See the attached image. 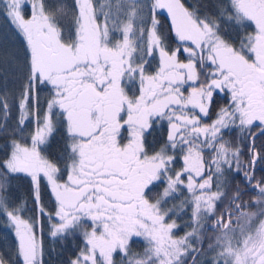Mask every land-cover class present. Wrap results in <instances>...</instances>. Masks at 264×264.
Listing matches in <instances>:
<instances>
[{
  "label": "snow or ice",
  "instance_id": "obj_1",
  "mask_svg": "<svg viewBox=\"0 0 264 264\" xmlns=\"http://www.w3.org/2000/svg\"><path fill=\"white\" fill-rule=\"evenodd\" d=\"M0 18L25 61L14 128L0 94V264H48L45 232L79 239L66 264H264V0H0Z\"/></svg>",
  "mask_w": 264,
  "mask_h": 264
},
{
  "label": "trees",
  "instance_id": "obj_2",
  "mask_svg": "<svg viewBox=\"0 0 264 264\" xmlns=\"http://www.w3.org/2000/svg\"><path fill=\"white\" fill-rule=\"evenodd\" d=\"M166 23V21H164ZM13 57L15 59H13ZM24 53L22 46L13 39L9 26L3 18H0V94L7 93L11 107V118L9 120V128L16 127L18 109L16 106L15 97L18 95L19 88L22 83V73L24 66ZM48 92L41 90L39 92V99L41 104L46 101ZM33 125L29 123L26 127V132H30ZM166 135V133H165ZM157 140L162 139L161 134L157 132L155 134ZM229 138V137H226ZM57 141L60 140L59 134H57ZM153 141V137H149V142ZM264 176V171L259 167L256 170V177L260 179ZM16 195L22 197L26 195V189L21 186ZM250 197L245 196L244 199L248 200ZM47 202V200H46ZM28 207L31 208V202L29 201ZM25 216H30V211H25ZM181 225L186 223V218L179 220ZM184 229L180 230V234H183ZM7 232V235L5 233ZM79 239H69L67 241H53L51 237L44 234V244L47 250L55 249L50 257H46L48 264H66L67 260L74 254L76 246L79 244ZM14 244V235L10 231L3 227L2 221H0V251L9 252L11 246ZM136 250H140V246H136Z\"/></svg>",
  "mask_w": 264,
  "mask_h": 264
}]
</instances>
